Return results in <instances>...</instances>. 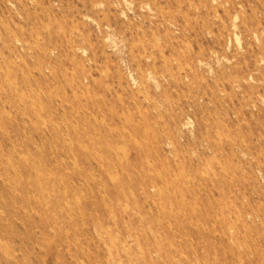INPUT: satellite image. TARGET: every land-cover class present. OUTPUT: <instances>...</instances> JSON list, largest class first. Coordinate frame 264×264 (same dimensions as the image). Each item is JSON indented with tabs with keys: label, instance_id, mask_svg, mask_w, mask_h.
<instances>
[{
	"label": "rangeland",
	"instance_id": "rangeland-1",
	"mask_svg": "<svg viewBox=\"0 0 264 264\" xmlns=\"http://www.w3.org/2000/svg\"><path fill=\"white\" fill-rule=\"evenodd\" d=\"M0 264H264V0H0Z\"/></svg>",
	"mask_w": 264,
	"mask_h": 264
},
{
	"label": "bare ground",
	"instance_id": "bare-ground-1",
	"mask_svg": "<svg viewBox=\"0 0 264 264\" xmlns=\"http://www.w3.org/2000/svg\"><path fill=\"white\" fill-rule=\"evenodd\" d=\"M61 56V55H60ZM242 205V204H241ZM226 224V223H225Z\"/></svg>",
	"mask_w": 264,
	"mask_h": 264
}]
</instances>
